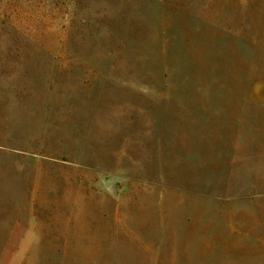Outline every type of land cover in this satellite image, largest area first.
Here are the masks:
<instances>
[{"label": "rangeland", "instance_id": "374dc122", "mask_svg": "<svg viewBox=\"0 0 264 264\" xmlns=\"http://www.w3.org/2000/svg\"><path fill=\"white\" fill-rule=\"evenodd\" d=\"M0 264H264V0H0Z\"/></svg>", "mask_w": 264, "mask_h": 264}]
</instances>
